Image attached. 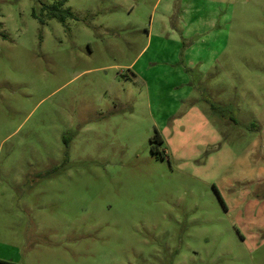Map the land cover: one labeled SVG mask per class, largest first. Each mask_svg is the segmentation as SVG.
Wrapping results in <instances>:
<instances>
[{"label": "rangeland", "instance_id": "1", "mask_svg": "<svg viewBox=\"0 0 264 264\" xmlns=\"http://www.w3.org/2000/svg\"><path fill=\"white\" fill-rule=\"evenodd\" d=\"M59 1L0 0V260L264 264V0Z\"/></svg>", "mask_w": 264, "mask_h": 264}, {"label": "trees", "instance_id": "2", "mask_svg": "<svg viewBox=\"0 0 264 264\" xmlns=\"http://www.w3.org/2000/svg\"><path fill=\"white\" fill-rule=\"evenodd\" d=\"M63 0L59 1L57 4H54L52 7H51V16H55V17H59V18H62L61 15L58 14V9H57V6H60L63 4ZM158 138V137H156ZM156 142L158 143L159 142V139H156ZM0 264H15L13 262H10V261H5V260H0Z\"/></svg>", "mask_w": 264, "mask_h": 264}]
</instances>
